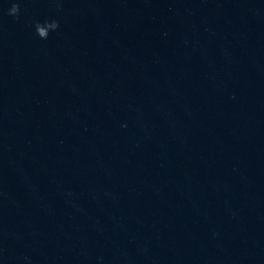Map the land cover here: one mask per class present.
I'll return each mask as SVG.
<instances>
[{
  "label": "clouds",
  "instance_id": "obj_1",
  "mask_svg": "<svg viewBox=\"0 0 264 264\" xmlns=\"http://www.w3.org/2000/svg\"><path fill=\"white\" fill-rule=\"evenodd\" d=\"M21 12L20 3L17 0L11 4V7L7 10V15L19 19ZM59 21L52 19V20H45L43 22H35L34 28L35 32L40 39H47L50 32H54L59 28Z\"/></svg>",
  "mask_w": 264,
  "mask_h": 264
}]
</instances>
